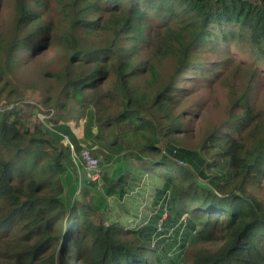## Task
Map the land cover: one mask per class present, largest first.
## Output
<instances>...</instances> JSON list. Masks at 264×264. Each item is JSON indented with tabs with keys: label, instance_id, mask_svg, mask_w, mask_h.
I'll list each match as a JSON object with an SVG mask.
<instances>
[{
	"label": "trees",
	"instance_id": "obj_1",
	"mask_svg": "<svg viewBox=\"0 0 264 264\" xmlns=\"http://www.w3.org/2000/svg\"><path fill=\"white\" fill-rule=\"evenodd\" d=\"M7 11L0 264H264V205L230 196L264 197V0H0ZM47 56L60 93L25 101L14 72ZM218 79L229 104L203 125L191 85ZM50 104L82 116V137L56 111L39 119ZM69 144L158 170L151 216L134 229L95 220L129 193L123 175L98 199L66 196L99 187L79 183Z\"/></svg>",
	"mask_w": 264,
	"mask_h": 264
},
{
	"label": "rangeland",
	"instance_id": "obj_2",
	"mask_svg": "<svg viewBox=\"0 0 264 264\" xmlns=\"http://www.w3.org/2000/svg\"><path fill=\"white\" fill-rule=\"evenodd\" d=\"M9 15V11L2 13L0 15V21H2L3 19L7 20V18H9ZM48 59L49 56H47V58L43 60L37 59L34 60L30 66L15 70V82L16 84H20V87L22 88V90H24L25 101L32 102L34 99H36L37 101H41L40 99H42V95L55 98L60 93L59 84H56L54 79H51L48 76H44L43 74L44 70L50 69L51 66L53 67L51 71H55L56 65L52 64L50 66V64L48 63ZM43 63H46V65H44ZM188 76L190 77L191 74H188ZM220 81L221 79H218L214 82L208 83L202 80L196 84L191 85L192 89L197 92L195 93L197 94V100L200 101V103H205L206 106V116L201 122L203 125L206 124L207 119L219 120L224 117L226 107L229 104V93L227 92L225 85L220 84ZM185 82L188 81L185 80ZM36 83L38 84L36 85ZM261 92L264 95V86L261 87ZM54 108L55 107L50 104L48 108L44 109H46L49 116L53 117L56 111V116H58L56 117V119L61 120L62 118V120H69L68 123L72 127L74 133L79 138L82 137L84 123V119L82 118V116H80L75 110H71L68 114H66L61 111H59L58 113L57 109L55 108L54 110ZM43 117L45 116H42V118ZM64 117H66V119H64ZM198 140L199 138L197 134V136H193L190 139L189 144L193 146L198 142ZM126 154L121 155L120 158L115 159L113 162L109 163L103 161V157L99 156L104 169V178L100 187H98L97 189H91L92 195H89V197H83L81 188L79 187L76 193L74 190L67 188L66 196H68L69 198L70 196H75L76 200L81 199L84 202H88L92 197L98 199L99 197H101V195L104 194L103 187H105L104 184L108 179H112L114 180L113 183H116L119 177L123 175L125 176L126 180L125 189L128 190L129 193L122 199H118L113 196L107 198L108 208L102 211L103 214H97L95 220H102V223L106 225L117 222L121 224V226L125 229H134L135 227L143 224L151 216V212H153L154 209V202L156 200L157 192L162 188L164 178L158 175V170L155 171L151 169L149 165L144 166V163L134 159L133 155ZM67 182L70 185L72 180L69 179ZM120 185L122 186V183ZM242 189L246 190V188ZM239 192L243 194L242 190L235 189L230 194V196L236 197V195L234 194ZM250 192L254 195L255 198H259L258 200H260L261 202H259L260 204H258L260 206L264 205V197L262 195H258L257 192H254L252 189L250 190ZM183 261L184 259L181 258L180 264L183 263Z\"/></svg>",
	"mask_w": 264,
	"mask_h": 264
},
{
	"label": "built area",
	"instance_id": "obj_3",
	"mask_svg": "<svg viewBox=\"0 0 264 264\" xmlns=\"http://www.w3.org/2000/svg\"><path fill=\"white\" fill-rule=\"evenodd\" d=\"M0 110L5 111L6 108H0ZM44 113H39L40 120L44 119V117L42 118V116H49L46 113L44 115ZM69 146L72 153L75 169L79 175V183L81 184V181L83 179H87L88 181L97 183L100 187L104 176V169L100 159L93 156L88 149H83L80 152H77L73 144H69ZM242 192L243 194L239 192L234 195H236L237 198H244L248 196L249 193H251L249 189H242Z\"/></svg>",
	"mask_w": 264,
	"mask_h": 264
}]
</instances>
